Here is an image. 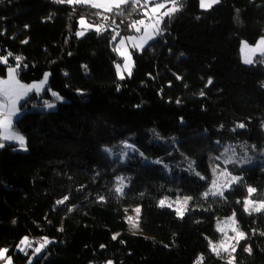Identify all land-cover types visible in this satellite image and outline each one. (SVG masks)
Wrapping results in <instances>:
<instances>
[{"label":"trees","instance_id":"obj_1","mask_svg":"<svg viewBox=\"0 0 264 264\" xmlns=\"http://www.w3.org/2000/svg\"><path fill=\"white\" fill-rule=\"evenodd\" d=\"M98 11L56 0H0V56L8 57L0 78L17 56L21 82L50 74L47 90L31 96L23 104L31 109L14 121L27 151L14 143L0 148V249L11 264L30 258L17 251L24 237L33 247L49 241L31 264H194L200 255L203 264H228L210 242L221 236L216 220L234 215L245 238L233 264H264V210L244 209L250 187L254 200H264V167L228 163L238 182L221 197L204 195L228 144L264 150V58L252 65L240 58L242 40L264 37V0H219L205 11L198 0H179L158 37L133 51L124 80L116 75L121 59L112 37L129 35L143 9L129 3L122 15L103 12L108 21ZM82 17L103 23L104 31L78 37ZM50 91L64 101L36 110L52 99ZM162 197L192 199L181 217L160 206ZM136 207L133 231L126 212Z\"/></svg>","mask_w":264,"mask_h":264},{"label":"snow or ice","instance_id":"obj_2","mask_svg":"<svg viewBox=\"0 0 264 264\" xmlns=\"http://www.w3.org/2000/svg\"><path fill=\"white\" fill-rule=\"evenodd\" d=\"M57 3H67V4H86L89 5L92 8L96 9H102L103 12H113V10H117L119 14H123L122 6L129 4L130 0H56ZM167 3L171 4V7H167L166 11L161 12V9H165L166 3H155L153 7L150 8V12L153 14L159 13L158 16H156V22L152 27L156 29V32L159 33L162 30L159 28V23L161 19L165 16L171 17L175 12L179 11V0H166ZM150 3H153V0H144V6L149 5ZM219 3V0H200V6L202 8H211L212 5ZM131 4L133 8H135L136 5L140 4V0H131ZM103 12L98 11L96 15L101 16L104 21H108L109 17L103 15ZM145 15H148V12H145ZM151 18V17H150ZM112 23L115 24V20H112ZM144 21H134L131 25H129L131 28L135 29L137 32L140 31V28L137 26L138 24H143ZM80 24L83 27L84 31H87L90 28H95V30L99 33L101 31H104L105 25L103 23L98 25H91L87 24L86 21L81 18ZM27 27V25L25 26ZM84 31H80L77 33L78 36L84 35ZM119 35L117 32L116 35L112 37L113 40L116 39V36ZM129 41L133 40L134 38L129 37ZM152 39L151 35L147 34L145 37H142V43H146L147 40ZM24 43H27V41H24ZM125 43V40L122 38L120 40V44L114 49L115 51H119L120 47H122ZM141 45H137V47H140ZM241 53H242V59L243 63L245 64H253L255 61L253 60V55L256 53H259L261 57H264V38H262L256 45V47H249L246 42H242L241 46ZM12 53H8V56H11ZM121 55H124V53H121ZM17 64L16 67H8V78L7 79H0V96L3 97V100L0 101V140H16L19 142L20 146L23 148L25 145V140L22 135L16 134L14 132L9 131V129L12 126L13 119L12 117L16 114V103L17 101L23 96L26 95L28 92H31L32 90H35L37 93L41 91V89L44 87V85L47 82L48 73L44 74V78L38 82L31 85H24L21 84L19 80L16 79L18 75V69L20 68L21 64L20 62L23 60L22 57H15ZM131 57L127 56L125 61V71L128 72L129 75H131V63H130ZM8 57L7 56H0V63L7 64ZM261 62H264L262 60ZM117 73L120 79H123V75L121 74L120 65H117ZM179 78V77H178ZM209 83L212 81L209 80ZM203 94V93H201ZM53 96H55L58 100L61 99L55 92L52 93ZM48 108H52L53 104H46ZM237 127L243 128V124H239ZM5 145L3 143H0V148H3ZM191 167V166H190ZM198 174V173H197ZM199 175V174H198ZM222 175H227V172L225 171L222 173ZM203 179V177H202ZM239 178L232 177V179L229 181V183H235L237 182ZM228 185L225 184L224 187H227ZM213 188H215V182H213ZM118 193L123 192V184L121 181V186L116 189ZM256 190L254 188H249L248 192L249 195H251ZM212 195H223L222 191H216V190H210ZM205 196L209 195V193H205ZM101 200L103 197L100 198ZM192 199L191 197L184 198L182 205L183 207H177L176 213L178 216H183L184 211L187 210V204L188 201ZM68 200V197L65 196L63 200L57 201V204H62L65 201ZM178 204H180V201H177ZM245 211H255L260 212L264 210V202H261L259 204H255L253 201L245 200ZM166 201L161 200L160 206H165ZM168 207H171L172 205H167ZM71 211V209H69ZM135 212L137 214V217H139L140 209L136 208ZM129 222L132 224V226L138 227V221H133L132 217L128 218ZM232 225H235V219L234 217L230 218ZM218 231L223 232L224 228L218 226ZM233 231H236V237L237 243L240 239L245 238V234L243 232L238 231L235 227H233ZM118 235V234H117ZM116 236H113V239H115ZM49 243L47 238H44L43 243L40 244V247L36 248L34 251L36 253H39L41 249H43L47 244ZM21 245H26L27 247H31L30 242L28 241L27 237H24L20 241ZM211 245V242H210ZM19 247V245H18ZM212 251L216 252L217 255L220 254V251L228 252L229 248L225 247L223 244L217 246V245H211ZM231 252H235V245L231 246ZM7 249H0V259H6V264H11V257H6ZM20 251H24V248H20ZM245 251L251 252L250 248H246ZM202 257L198 259L197 264H202ZM235 260V257H232L228 260V264H233V261ZM31 264V261H30ZM108 264H112L111 261L108 262Z\"/></svg>","mask_w":264,"mask_h":264},{"label":"rangeland","instance_id":"obj_3","mask_svg":"<svg viewBox=\"0 0 264 264\" xmlns=\"http://www.w3.org/2000/svg\"><path fill=\"white\" fill-rule=\"evenodd\" d=\"M198 1H199V7H200L201 10H204L205 11V10L210 9V8H202L200 6V0H198ZM129 3H131V0H130ZM155 3H166L165 9H161L160 10L161 12L166 11L167 10V7H171V4L170 3H167L166 0H153V3H150L147 6H144V0H140V6L142 7L143 13H144V16L140 19V20H143L144 23L137 25L140 28V31L137 32L135 29L131 28V33L129 35H127V36H121L118 39L113 40V43H114L113 49H115L120 44V40L122 38L125 40L124 45L122 47H120V50L119 51H115L114 50L115 53L117 54V56L121 59V62L118 63V64H116V75H117V78L119 80H124L125 78L131 76V75L128 74L127 71L124 70L125 69L126 57L127 56H130L131 57L130 63L132 65V67H131V74H132V70H133V57H132V53H133V51L141 52L149 43H151L152 41H154L158 37V35L160 34V32L157 33L156 32V29L154 27H152V25H154L155 22H156V16L159 15V13L153 14V13L150 12V8L153 7L155 5ZM145 12H148V15H145ZM82 18L86 21L87 24H90L84 17H82ZM163 18L161 19V21L159 23V28H160V25H161V22H162ZM80 20H81V18L79 19V27H78L77 33L80 32V31H84L83 27L80 24ZM140 20H137V21H140ZM91 29H94L95 30V28H90L88 30H91ZM87 31H84V34ZM146 31H147V34L148 35H151L152 36V39L147 40L146 43H142L141 38L142 37H145ZM78 37H81V36H78ZM129 37H132L134 39L131 40V41H129V39H128ZM262 38H264V37H262ZM262 38H260L255 44H250V43H248L245 40H242L241 41V44H240V58H241V62L242 63H243L242 53H241L242 42H246L249 47H256L257 43ZM137 45H141V46L140 47H137ZM121 53H124V55H121ZM258 57H261V56H260L259 53H256L255 55H253V60L255 61V59H257ZM243 64L244 65H252V64H245V63H243ZM0 65H7V64L0 63ZM117 65H120L121 74L124 77L123 79H120L119 76H118V73H117ZM9 66L16 67V66L8 65L7 66V69H6L5 76L2 77V78H0V79H7L8 78V67ZM49 76H50V74L48 75L46 84L44 85V87L41 89V91L39 93H37L35 90H32L31 92H28L26 95H23L17 101V103H16L17 112L12 117L13 123H12V126L9 129V131L21 135L20 133H18L17 131H15L13 129L14 121L16 119H18L21 115H23L24 112L29 111L31 109L28 106H23V104L31 96L34 95L36 98L39 99L43 95V93L47 90ZM43 78H44V76L40 80H38V81L30 82V83H23V82H21L18 79V76L16 77V79L19 80L20 83L21 84H24V85H31V84H34V83H38ZM52 93L53 92L50 91V96H51L52 99L47 100V101H42L40 105H36L35 106V109L38 110V111H51V110H55L57 108L58 103H62L64 100H62V99H59L58 100L55 96L52 95ZM2 100H3V97L0 96V101H2ZM46 104H53L54 106L52 108H48L46 106ZM24 140H25V145H24L23 148L20 146L19 142L16 141V140H6V141L5 140H0V143H3V144L5 142L6 143H14L15 145H17L16 150L21 151V152H25V151H27L25 137H24ZM104 151L106 153H108V154H112V149L111 148H105ZM223 157H224V159L222 158V159H220V161L224 164L225 167L224 168H221L220 170L218 169L217 171L216 170L213 171V179H212V182H211V184L209 185V187L207 188V190L205 192V193H209V195H207V196H218V197H221V195H212L211 192H210V190L222 191L223 194H224L226 191H228L230 189V187L232 185H234L236 183V182L235 183H229V181L232 179L233 176H231V173L227 169L228 163H235V164H237L240 167H248V166H253V165H260V166H263L264 167V150H258L257 147H256V145H253V144H250V143L240 142V143L228 144L225 147L224 151H223ZM225 171L227 172V175H222V173H224ZM238 180H237V182H238ZM213 182H215V188H213ZM225 184H227L228 186L227 187H224ZM120 186H121V184H120ZM123 189H124V185H123ZM254 194H255V192H253L251 195H249L250 201H253L255 204H259L261 202H264V200H261V201L254 200V198H253L254 197ZM161 200H165L166 201V205L164 207H168L167 205L170 204L172 206L169 207V208H172L175 211H176V208L177 207H183V205H182L183 199L180 201L178 198H167V197L165 198V197H162ZM177 201H180L181 203L178 204ZM136 208H139V207H136ZM136 208H132V209H130V210H128L126 212V220L128 222V225L130 226V228L133 231H136V228L137 227L134 228L132 226V224L129 222L128 218L129 217H132L133 218V221H138L139 220V217H137V214L135 212V209ZM244 209H245V203H244ZM247 212H253V211L249 210ZM184 214H185V211H184ZM232 217H234V215H231V216H228V217H224V218H218L216 220V230L218 231V226H219V227H223L224 228V231L223 232L218 231L220 233V235H221L220 236V239L218 241L211 242V245H217V246H219V245L223 244L225 247H228L229 248V251L228 252L220 251V254L223 253V254L227 255L228 260L232 258V254H233V252H231V250H230L231 249V246L232 245H236V243H237V240L235 239V237H236V231H233V227H235L237 229V226H236V222H235V225L234 226L232 225L231 220H230V218H232ZM234 219H235V217H234ZM27 238H28V241L31 244V247H27L26 245H21L19 243L18 244L19 247L17 246V251L18 252H25L26 254H28L30 258H29L27 264H30V261H32V259L34 257L40 256L42 254V252L44 251L45 247L43 249H41V251L39 253H36L34 250L36 248L40 247V244L43 243V241L39 242V244H38L37 247H33L32 240L29 237H27ZM20 248H24V251H20ZM2 249H5V248H2ZM6 257H10V256L7 255V253H6ZM201 257L203 258L202 259V264H203L204 257L201 256V255L197 258V260H196V262L194 264H197L198 259L201 258ZM0 264H6V259H0Z\"/></svg>","mask_w":264,"mask_h":264},{"label":"built area","instance_id":"obj_4","mask_svg":"<svg viewBox=\"0 0 264 264\" xmlns=\"http://www.w3.org/2000/svg\"><path fill=\"white\" fill-rule=\"evenodd\" d=\"M123 146L129 150H136V147L130 143H124ZM157 162L158 161H151V163H153V164H157ZM224 167H225L224 164L219 160V162L216 165V168L220 170L221 168H224Z\"/></svg>","mask_w":264,"mask_h":264},{"label":"crops","instance_id":"obj_5","mask_svg":"<svg viewBox=\"0 0 264 264\" xmlns=\"http://www.w3.org/2000/svg\"><path fill=\"white\" fill-rule=\"evenodd\" d=\"M5 143H6V142H5ZM5 143H4V144H5ZM231 176H233V177H237V176H234V175H231ZM237 178H238V177H237Z\"/></svg>","mask_w":264,"mask_h":264}]
</instances>
